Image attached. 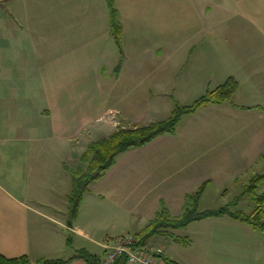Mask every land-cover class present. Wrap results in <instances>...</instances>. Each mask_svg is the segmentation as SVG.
<instances>
[{
	"label": "crops",
	"instance_id": "crops-1",
	"mask_svg": "<svg viewBox=\"0 0 264 264\" xmlns=\"http://www.w3.org/2000/svg\"><path fill=\"white\" fill-rule=\"evenodd\" d=\"M114 2L122 24L118 71L106 0H0L6 258L26 255L34 264L84 249L102 259L122 236L139 239L161 202L180 217L185 196L202 183L236 180L262 160L264 0ZM42 47L51 50L36 65ZM229 77L238 82L231 102L199 107L181 117L174 134L120 153L89 184L69 225L68 162L119 128L167 118L175 102L189 105ZM179 231L144 246L172 264H264V232L228 215Z\"/></svg>",
	"mask_w": 264,
	"mask_h": 264
},
{
	"label": "trees",
	"instance_id": "trees-1",
	"mask_svg": "<svg viewBox=\"0 0 264 264\" xmlns=\"http://www.w3.org/2000/svg\"><path fill=\"white\" fill-rule=\"evenodd\" d=\"M106 4L109 18V32L120 53V60L117 65L118 71L123 59L122 24L114 0H106ZM237 87L238 82L233 77H229L221 85L207 90L189 105H181L175 102L170 115L163 120L155 121L144 126L130 124L128 128H119L112 134L89 143L87 149L80 156V161L86 164V171L80 172L79 170L74 171L67 168L71 178V190L67 196L69 225L72 224L78 214L80 203L89 184L94 179L100 178L104 172L115 163L116 157L120 153L131 147L143 146L162 134H174L181 117L184 114L195 112L199 107L207 104L231 102ZM261 158L264 164V150L261 154ZM94 172H97L96 176L92 177ZM262 180H264V172L254 175L249 183L243 187V194H248L250 199L256 204V208L249 215L238 211H231L229 206L199 211V201L209 183L208 181L202 183L197 190L185 196L183 212L180 217L171 218L167 207L161 202L155 217L150 220L142 232H140L138 243L144 246L145 242L156 234L169 235L172 230L184 229L195 220L218 217L221 215H228L234 219L247 223L256 230L264 232V210L262 208L264 204V193L257 194L256 192ZM238 200L239 197L234 200L233 204H236ZM75 258H82L87 264H102V259H100V257L84 249L79 250L77 254L68 259L40 258L34 264H65ZM167 263L172 264L170 261ZM0 264L32 263L26 255L15 258H6L0 255ZM112 264L125 263L123 260H118Z\"/></svg>",
	"mask_w": 264,
	"mask_h": 264
},
{
	"label": "rangeland",
	"instance_id": "rangeland-1",
	"mask_svg": "<svg viewBox=\"0 0 264 264\" xmlns=\"http://www.w3.org/2000/svg\"><path fill=\"white\" fill-rule=\"evenodd\" d=\"M40 52L36 58V65L42 64L44 59H48V56H45L47 52L51 50V48H37ZM55 49V48H52ZM60 50V48H57ZM51 58V57H50ZM35 83V80L33 81ZM8 93V92H7ZM24 99V98H23ZM9 104V103H8ZM36 105H39L37 102ZM28 115L30 117L33 116V111L29 112ZM69 167L80 172L86 171V164H83L80 160L76 159L75 162H68ZM264 172V164L263 161L260 160L250 171L248 174H244L238 176V178L225 180L223 182H213L208 185V188L205 191L204 196L201 198L199 203V210H206V209H216L219 207H223L229 204V209L231 211H238L244 213L246 215L251 214L254 209L256 208V204L252 201L248 194H243V187L244 185L248 184L250 178L254 175L262 174ZM69 175V173H68ZM70 175L68 177V186L70 190ZM264 191V183H260L258 189L256 190L257 194H262ZM239 197L238 202L234 203V200ZM264 210V204L262 206ZM135 232L134 230H131ZM178 233L181 231L176 230ZM177 233V234H178ZM163 239V237H162ZM169 242H173L172 239H168ZM162 247L166 248L167 244L165 242L162 243ZM65 257V256H64Z\"/></svg>",
	"mask_w": 264,
	"mask_h": 264
},
{
	"label": "built area",
	"instance_id": "built-area-1",
	"mask_svg": "<svg viewBox=\"0 0 264 264\" xmlns=\"http://www.w3.org/2000/svg\"><path fill=\"white\" fill-rule=\"evenodd\" d=\"M138 238L132 234L122 236L114 244L107 246L103 264H112L118 260H123L125 264H169L155 256L152 250L140 245ZM157 254L162 251L157 249Z\"/></svg>",
	"mask_w": 264,
	"mask_h": 264
},
{
	"label": "water",
	"instance_id": "water-1",
	"mask_svg": "<svg viewBox=\"0 0 264 264\" xmlns=\"http://www.w3.org/2000/svg\"><path fill=\"white\" fill-rule=\"evenodd\" d=\"M96 173H97V172H94V174L92 175V177H95V176H96Z\"/></svg>",
	"mask_w": 264,
	"mask_h": 264
}]
</instances>
